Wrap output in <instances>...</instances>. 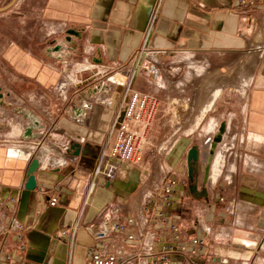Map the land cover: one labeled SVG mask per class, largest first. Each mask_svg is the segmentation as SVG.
<instances>
[{
  "label": "crops",
  "instance_id": "1",
  "mask_svg": "<svg viewBox=\"0 0 264 264\" xmlns=\"http://www.w3.org/2000/svg\"><path fill=\"white\" fill-rule=\"evenodd\" d=\"M131 89L159 108L141 161L107 181L93 171ZM196 140L204 150L195 144L190 181L183 151ZM172 180L165 214L208 254L191 257L179 242L175 264H264V5L0 0V264L9 254L13 264H89L88 227L125 218L135 239L112 234L105 251L151 242Z\"/></svg>",
  "mask_w": 264,
  "mask_h": 264
},
{
  "label": "built area",
  "instance_id": "2",
  "mask_svg": "<svg viewBox=\"0 0 264 264\" xmlns=\"http://www.w3.org/2000/svg\"><path fill=\"white\" fill-rule=\"evenodd\" d=\"M239 3L247 6L263 4L264 0H239ZM159 108V100L146 92L135 89L129 90L126 99L123 100L116 110L111 126V134H114V141L109 152H102L94 168V176H102L107 181L118 178L123 165H136L141 161L142 153L147 143V134L152 128L154 118ZM132 125L139 127V130L132 128ZM175 181H168L161 190V203L155 208V217L164 226L160 228L151 242L138 243V246L130 251H119L109 253L104 246L112 234L122 237L123 243L133 241L136 235V228L130 218L116 220L111 224H103L98 228L88 227L93 236L94 246L88 249L87 257L89 264H175L174 255L184 253L185 246L178 245L179 242H186L190 249V256L200 260H207V243L204 238L194 234L185 235L182 233L178 218L171 219L165 214V210L172 208L176 203L173 200ZM14 200L10 199L12 203ZM56 197L49 199V206H56ZM148 208H145V212ZM16 230L20 227L15 226ZM128 230V232L126 231ZM74 230L71 231L73 234ZM64 231L62 234H66ZM21 238V235H17ZM141 242V238L139 239ZM20 249H22L20 247ZM189 260V261H188ZM11 254L6 255L4 264H13ZM189 264L190 259H183L181 264Z\"/></svg>",
  "mask_w": 264,
  "mask_h": 264
},
{
  "label": "water",
  "instance_id": "3",
  "mask_svg": "<svg viewBox=\"0 0 264 264\" xmlns=\"http://www.w3.org/2000/svg\"><path fill=\"white\" fill-rule=\"evenodd\" d=\"M198 161V149L197 146L193 145L191 146L186 153V170H187V176L190 181L193 180L194 172H195V166ZM39 162L36 158H34L31 163L28 166L27 170V180L25 184V189L29 191H33L35 189V179H34V173L38 169Z\"/></svg>",
  "mask_w": 264,
  "mask_h": 264
},
{
  "label": "rangeland",
  "instance_id": "4",
  "mask_svg": "<svg viewBox=\"0 0 264 264\" xmlns=\"http://www.w3.org/2000/svg\"><path fill=\"white\" fill-rule=\"evenodd\" d=\"M147 141H148V139H147ZM171 143H172V142H167V143H165L164 148H166V147H170ZM184 143H186V142H184ZM153 144H156V143L153 142ZM178 144H180V146H181L180 149H182V147H183V145H184L183 142H179ZM195 144L199 145L201 150H204V149H203L202 142H201L200 140L190 141V142H187V143L184 145L183 156H184V152H185L187 149H189L191 146L195 145ZM146 148H147V143H146V145H145L144 150H145ZM148 155H149V154H148ZM149 156H150V155H149ZM183 156H182V157H183ZM149 165H151V161L149 162ZM180 167H181V169L184 171V169H185L184 163L181 162ZM184 180H185V179H184Z\"/></svg>",
  "mask_w": 264,
  "mask_h": 264
},
{
  "label": "bare ground",
  "instance_id": "5",
  "mask_svg": "<svg viewBox=\"0 0 264 264\" xmlns=\"http://www.w3.org/2000/svg\"><path fill=\"white\" fill-rule=\"evenodd\" d=\"M207 109V108H206ZM218 164H220V162H218Z\"/></svg>",
  "mask_w": 264,
  "mask_h": 264
}]
</instances>
